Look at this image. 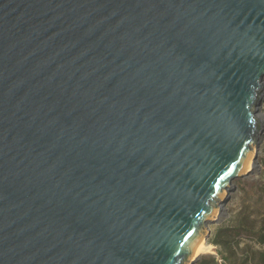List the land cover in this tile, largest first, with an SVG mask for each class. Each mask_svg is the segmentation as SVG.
I'll list each match as a JSON object with an SVG mask.
<instances>
[{
	"label": "water",
	"instance_id": "water-1",
	"mask_svg": "<svg viewBox=\"0 0 264 264\" xmlns=\"http://www.w3.org/2000/svg\"><path fill=\"white\" fill-rule=\"evenodd\" d=\"M263 100L264 0H0V264H196Z\"/></svg>",
	"mask_w": 264,
	"mask_h": 264
},
{
	"label": "rangeland",
	"instance_id": "rangeland-1",
	"mask_svg": "<svg viewBox=\"0 0 264 264\" xmlns=\"http://www.w3.org/2000/svg\"><path fill=\"white\" fill-rule=\"evenodd\" d=\"M261 111L264 112V100ZM257 151L256 167L233 182L223 214L208 224L210 255L219 264H264V137ZM222 208V209H223Z\"/></svg>",
	"mask_w": 264,
	"mask_h": 264
},
{
	"label": "bare ground",
	"instance_id": "bare-ground-1",
	"mask_svg": "<svg viewBox=\"0 0 264 264\" xmlns=\"http://www.w3.org/2000/svg\"><path fill=\"white\" fill-rule=\"evenodd\" d=\"M259 118L261 120V124H263V126H264V112L263 111H260ZM260 138H261V141H262V137H260ZM261 141L259 142V144L261 143ZM259 144H258V147H259ZM257 151H258V148H257V146H255L253 148V153L250 155L249 160H248L246 166L243 169V172L255 169L256 162L254 161V154L257 153ZM223 211H225L224 208L221 210L220 215L217 216L216 218H219L223 214ZM216 218H214L213 220H215ZM198 247L199 248L197 250L196 255H203V254H206V253H211L212 249H213L212 245L207 242V238H203L201 240V242H200Z\"/></svg>",
	"mask_w": 264,
	"mask_h": 264
},
{
	"label": "trees",
	"instance_id": "trees-1",
	"mask_svg": "<svg viewBox=\"0 0 264 264\" xmlns=\"http://www.w3.org/2000/svg\"><path fill=\"white\" fill-rule=\"evenodd\" d=\"M201 264H219L213 255H210L207 259L203 260Z\"/></svg>",
	"mask_w": 264,
	"mask_h": 264
}]
</instances>
